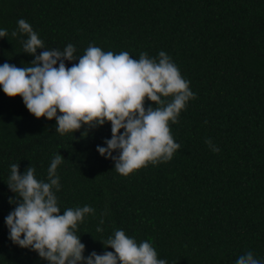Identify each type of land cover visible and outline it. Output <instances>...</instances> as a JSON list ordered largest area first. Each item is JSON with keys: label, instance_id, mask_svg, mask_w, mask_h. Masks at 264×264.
Instances as JSON below:
<instances>
[{"label": "trees", "instance_id": "obj_1", "mask_svg": "<svg viewBox=\"0 0 264 264\" xmlns=\"http://www.w3.org/2000/svg\"><path fill=\"white\" fill-rule=\"evenodd\" d=\"M19 19L45 49L72 44L74 57L89 45L133 59L164 51L195 98L169 121L180 144L172 159L123 176L96 151L111 138L110 123L61 135L55 119L35 118L21 97L0 90V264H47L8 239L5 217L17 198L7 183L12 164L47 181L58 153L61 211L95 210L76 230L85 257L114 251L102 242L122 229L137 243L150 241L167 264H235L247 251L264 260V0H0L8 32L0 65L34 59L23 52L26 36H12Z\"/></svg>", "mask_w": 264, "mask_h": 264}, {"label": "clouds", "instance_id": "obj_2", "mask_svg": "<svg viewBox=\"0 0 264 264\" xmlns=\"http://www.w3.org/2000/svg\"><path fill=\"white\" fill-rule=\"evenodd\" d=\"M7 35V29L0 28V39ZM17 35L26 36L23 52L34 59L25 67L7 62L0 65V90L6 96L21 97L37 119H55V131L61 135L73 134L82 126L91 129L110 123L111 138L104 140L105 146L97 145L96 151L111 159L114 170L123 176L149 163L172 159L180 144L170 133L169 121L178 122L180 112L195 94L166 52L160 51L156 58L141 53L139 59H133L126 51L104 52L89 45L83 55L74 57L72 44L63 50L45 49L24 19L17 21L12 32V36ZM38 49L42 50L39 54ZM65 61L78 62L67 67ZM168 97L171 99L166 100ZM146 100L155 107L150 104L145 108ZM205 143L213 152L219 151L211 139ZM63 159L58 153L51 160L47 181L37 179L31 166L21 174L19 164L10 165L7 186L17 199L10 198L15 207L5 217L8 239L37 253L47 264H167L158 259L150 241L137 243L122 229L101 241L105 249L114 251H93L84 256L85 245L76 230L95 210L85 205L61 211L56 170ZM97 231L103 229L97 227ZM235 264H264V260L247 251Z\"/></svg>", "mask_w": 264, "mask_h": 264}]
</instances>
